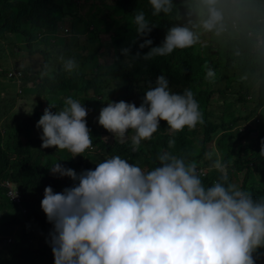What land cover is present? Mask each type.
Returning <instances> with one entry per match:
<instances>
[{"label":"trees","instance_id":"16d2710c","mask_svg":"<svg viewBox=\"0 0 264 264\" xmlns=\"http://www.w3.org/2000/svg\"><path fill=\"white\" fill-rule=\"evenodd\" d=\"M173 4L171 14L153 15L149 0H0V65L6 64L0 72V94L11 99L0 102V264H55L50 245L54 225L41 207V195L47 186L54 193H62L78 183L54 176L50 168L57 163L79 175L118 155L148 171L159 166L158 156L166 151L184 157L186 162L195 161L203 184L209 187L221 176L212 167L218 154L228 165L227 183L249 191L254 199L264 198V128L241 127L242 110L228 113L237 105L248 110L251 88L258 86L259 97L262 94L260 84L243 74L239 61L253 68L257 64L254 60L259 59L264 70V22L260 21L264 0H217L216 7L223 14V30L218 35L199 26L207 14L203 0H173ZM139 12L144 13L152 29L147 35L139 34L134 23ZM68 19L66 34L59 23ZM185 24L199 35L196 45L176 49L168 56L146 58L153 47L162 45L171 27ZM234 24L239 29H256L249 35L260 48L262 59L258 52L246 55L235 51L226 58L222 56L215 40L226 37ZM78 34L87 39L81 40ZM103 35L109 36L113 45L110 64L101 62ZM146 40L152 44L141 47ZM6 45L11 47V55L4 53ZM61 55L75 59L77 68L66 72L59 60ZM205 63L215 71L214 79L205 78ZM45 64L51 71L42 76ZM13 72L21 76H10ZM161 75L168 80L172 93L191 89L204 123L170 133L167 122L161 120L152 139L144 140L143 147L133 151L131 138L121 140L98 123L100 112L112 102L139 107L146 91L156 86ZM259 78L264 81V74ZM51 82L53 86H49ZM16 85L20 93L25 85L23 90L39 94L33 112L26 118L14 112ZM69 97L88 112L85 120L91 151L73 157L66 149L35 150L36 145H42L43 130L36 125L44 110L53 105L56 113L66 106ZM254 114L252 110L244 119L252 122ZM169 140H175L171 147ZM244 140L245 147L241 148ZM209 153L211 159L206 156ZM10 184L16 186L19 203L8 195ZM258 253H264V248ZM256 264H264V255Z\"/></svg>","mask_w":264,"mask_h":264},{"label":"clouds","instance_id":"9594fccd","mask_svg":"<svg viewBox=\"0 0 264 264\" xmlns=\"http://www.w3.org/2000/svg\"><path fill=\"white\" fill-rule=\"evenodd\" d=\"M153 15L173 11V0H149ZM207 9L199 26L205 32L223 30V14L217 0H203ZM134 23L141 35L151 32L143 12ZM199 35L188 24L171 27L161 46L153 47L146 58L168 56L176 49L193 47ZM146 40V45H151ZM66 72L77 68L73 58L59 57ZM42 76L48 75L45 64ZM206 79L215 71L205 63ZM66 106L53 113L44 110L36 127L42 128V148L68 150L73 157L89 153L92 146L85 117L86 108L69 97ZM166 121L170 133L203 124V114L191 89L172 93L165 76L146 91L142 104L124 101L103 107L98 123L126 138L129 129L133 151L144 140H151ZM169 146L175 140H169ZM264 155V140L261 141ZM211 159V153L206 154ZM159 166L145 171L120 156L97 164L79 175L60 163L50 168L60 178L69 177L74 185L62 193L51 186L44 190L41 207L54 225L50 233L55 264H256L264 253V198L235 184L227 183L228 165L217 154L212 167L220 179L206 187L195 161L163 152ZM254 253L256 257L254 258Z\"/></svg>","mask_w":264,"mask_h":264},{"label":"rangeland","instance_id":"374dc122","mask_svg":"<svg viewBox=\"0 0 264 264\" xmlns=\"http://www.w3.org/2000/svg\"><path fill=\"white\" fill-rule=\"evenodd\" d=\"M112 2V0H109ZM96 3H99V0H96ZM87 8L85 9V11H83V14H85ZM264 13V8L262 9V11ZM260 12V13H261ZM71 20L68 19L65 22H60L59 26L62 28L61 30L64 31V29H67V22ZM260 21L264 22V14L262 17H260ZM112 31V30H111ZM255 34L256 33V29L255 28H248V29H239V26L237 24H234L233 27L231 26L230 28V32L229 34L219 40H215L217 46L220 49V53L222 54V56L224 58H226L228 56V54L230 52H235V51H241L242 53L248 55L251 54L253 52H258L260 59H262V56L260 54V48L252 41V37L251 35H249V33ZM78 37L81 40H86L87 37L86 36H82L80 34H78ZM67 38L72 39L71 35H68ZM101 42L104 43V48H103V57L101 58V62L104 64H110L113 61V45L111 43V41L109 40V36L107 35H103L101 36ZM4 53L11 55V47L9 45L5 46L4 49ZM241 62V65L243 66V74H247L248 79L252 82V83H259L261 88H262V94L259 97V87L256 86L254 89H250L249 92L251 93V100L250 103L248 104L247 108L242 106V105H237V106H233L231 108H229L228 113H234L236 111H240L242 110L243 113H241V116L243 119H241L239 121V125H241V127L246 128L248 126L252 127V128H257L259 131L261 130V128H264V81L261 80L259 77L261 74H264V70L261 68L262 66V62L259 59L254 60L253 63H257L255 67H251L245 65L244 61H239ZM6 64L0 65V72H2L3 67ZM11 68H15V64L12 63ZM240 74V68L237 70V75ZM53 82H51L49 84V86H53ZM25 86V85H24ZM23 86V87H24ZM22 93H20L18 91L17 85L14 87L15 88V92H13L14 94H18V101H17V105L16 108L14 110L15 114L17 116H21L25 117L29 116L32 112H33V108H34V103L37 101V98L39 96L38 93H34V91L28 92L26 91L27 89L24 88ZM17 92V93H16ZM259 97V98H258ZM7 100H11L9 98L4 97L0 94V102L2 103L3 101H7ZM16 109H17V113H16ZM254 111L255 114L253 115L252 118V122L250 120H245L244 118L251 112ZM259 119V122H257V120ZM135 132L134 130H132L131 133H127L126 134V138H131L132 135H134ZM41 135V133L39 134ZM143 142H141L140 146L137 148L138 150L140 148L143 147ZM245 143L246 141H242L241 142V148L245 147ZM215 147V144H214ZM42 150L45 152H48L49 149L48 148H42V145H36L35 150ZM39 155V154H36ZM236 159V155L233 156V160ZM10 188H14V191L12 193V195H10V197H16V191L15 188L16 186L13 184H10L9 186ZM44 195H41V197H43ZM27 211L24 210V213H26Z\"/></svg>","mask_w":264,"mask_h":264},{"label":"built area","instance_id":"2783aa9c","mask_svg":"<svg viewBox=\"0 0 264 264\" xmlns=\"http://www.w3.org/2000/svg\"><path fill=\"white\" fill-rule=\"evenodd\" d=\"M66 32H68V30H66ZM10 76H17V77H20V76H21V73H20V72H13V73L10 74ZM90 151H91V149H90ZM9 186H10V185H9ZM13 191H14V188H11V189L9 190V192H8V195H9V196L12 195ZM16 195H17L16 197H10V199H11L12 201L16 202V203H19L20 200H21V198H20V196L17 194V191H16Z\"/></svg>","mask_w":264,"mask_h":264},{"label":"crops","instance_id":"0c3cea01","mask_svg":"<svg viewBox=\"0 0 264 264\" xmlns=\"http://www.w3.org/2000/svg\"><path fill=\"white\" fill-rule=\"evenodd\" d=\"M66 30H68V29H65V33H66V34H69V30H68V32H66Z\"/></svg>","mask_w":264,"mask_h":264}]
</instances>
